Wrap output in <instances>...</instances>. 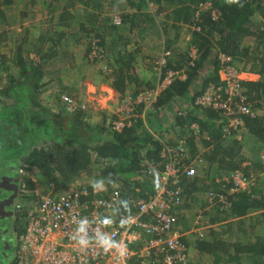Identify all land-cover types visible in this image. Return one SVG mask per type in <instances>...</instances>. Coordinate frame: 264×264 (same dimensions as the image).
Returning a JSON list of instances; mask_svg holds the SVG:
<instances>
[{
  "label": "trees",
  "instance_id": "16d2710c",
  "mask_svg": "<svg viewBox=\"0 0 264 264\" xmlns=\"http://www.w3.org/2000/svg\"><path fill=\"white\" fill-rule=\"evenodd\" d=\"M37 1L29 0L28 5L34 8ZM104 1L66 0L57 16L58 26L50 24L30 39L32 49L24 51L29 40L25 30L12 54L0 55V69L6 74L0 85V264L19 260L20 239L50 183L63 191L78 188L82 201L117 194L116 214L133 213L137 200L155 195L166 163L164 153L177 148L176 141L164 139L166 134L171 138L176 135L188 148L182 164L203 160L194 174L181 173V191L172 210L177 225L185 214H197L207 207L204 214L218 225L209 230L207 239L196 241L198 252L214 256L212 264H241L243 257L251 264H264V234L248 235L264 220V161H253L257 151L264 149V115L240 116V130L248 138L243 141L235 138L237 130L225 131L228 118L223 110L197 103L210 87L225 84V56L242 60L249 71L262 76L260 80H242L240 91L255 111L264 109V0H125L133 11L119 15L120 24L114 17H106L103 34L86 36L85 55L92 58L91 53L98 52L93 60L108 63L114 77L112 88L134 100L135 109L120 131L111 129V123L107 127L91 123L82 106L76 103L71 107L61 96L55 98L56 107L48 103L49 85L63 87V81L59 76L47 79V65L63 56L73 65L79 56L68 44L70 36L77 34L69 22L75 17L73 8L83 4V10L97 18L104 13L90 11L102 7ZM61 2L42 0L47 5L46 15L59 10ZM13 3L1 0L6 6ZM164 12L193 26L190 44L195 55L191 50L164 54L160 78L154 83L136 73L139 49L130 51L129 37ZM0 16L6 20L2 10ZM79 28L86 34L93 31L85 23ZM81 39L79 35L77 40ZM169 71L181 72L183 77L160 90L144 111L145 102L137 97L155 90ZM132 83L137 89L129 92ZM248 144H253V150L246 155ZM236 171L254 175V185L229 193ZM203 192H207L205 200L199 197ZM8 252L12 255L6 261Z\"/></svg>",
  "mask_w": 264,
  "mask_h": 264
},
{
  "label": "built area",
  "instance_id": "2783aa9c",
  "mask_svg": "<svg viewBox=\"0 0 264 264\" xmlns=\"http://www.w3.org/2000/svg\"><path fill=\"white\" fill-rule=\"evenodd\" d=\"M113 21L120 24V16H115ZM193 53L195 55V50ZM97 55L98 52L93 51L90 57ZM222 59L231 62L230 57ZM224 72L225 84L210 87L197 103L223 110L228 118L224 129L230 133L243 126L241 115L255 116L258 110L245 103L239 72L234 69ZM182 77L181 72L169 71L155 90L140 94L137 101L150 106L160 90ZM64 99L69 106H76L73 97ZM131 115L132 110L128 111L129 118ZM124 124L125 120L113 122L111 129L120 131ZM164 154L166 163L159 173L155 195L137 200L131 214H116L117 194L108 199L94 197L82 201L78 188L57 192L54 183H50L20 239L21 251L16 264H189L190 246L183 240L188 234L181 231L172 210L181 191L178 186L181 173L194 174L195 167L203 160L195 158L182 164L188 157V148L182 140L177 148H169ZM262 159L264 161V154ZM231 179L229 193L248 190L255 181L254 175L242 171L234 172ZM220 200H225L224 196H220ZM204 210H198L194 230L196 237L202 240L210 227Z\"/></svg>",
  "mask_w": 264,
  "mask_h": 264
},
{
  "label": "rangeland",
  "instance_id": "374dc122",
  "mask_svg": "<svg viewBox=\"0 0 264 264\" xmlns=\"http://www.w3.org/2000/svg\"><path fill=\"white\" fill-rule=\"evenodd\" d=\"M65 1L66 0H62L60 3L61 7L55 13L52 15H46L45 9L47 5H43L42 0L37 1L34 7L35 9L28 5L29 0H16V2L10 6L1 4L0 0V10H2L6 18V20H4L0 16V55H11L12 51L20 43L19 39H22L26 32L29 34V40L24 45V51L27 52L28 50L32 49L33 47L31 45L30 39H33L36 35L40 34V32L44 31L50 24H52V26H58L56 24L58 21L57 16L62 11V6H65ZM126 2L127 1L125 0H117L115 2L106 0L102 2V7H96L95 10L91 9L90 11L93 14L94 12L98 13L101 11L104 13V15H100V17L97 16V18H91V15H89L90 13L88 14L89 11L85 12L83 10V4H78L77 7L73 8L75 17L71 20L69 18L68 19L69 22H73V31L77 32V34L70 36V41L68 44L70 45L69 49H74V51H77L79 56L77 60H74L73 65L69 64L71 67L65 65L67 62H69L66 56L58 59V64H60L59 66L47 65L48 73L46 78L50 79L59 76L63 81V87H60L58 84L56 87L49 85V88H51L48 94V103L56 107L55 105L57 100L55 98H59L60 96L61 98H64L65 94H69L74 97L77 105L79 104L84 108L87 118L91 123H101L102 126L106 127L110 125V123L124 122V120L129 118L128 111H133V109H135L133 106V98H130L129 96L122 97L121 94L112 88L111 84L114 77L111 69L109 68L110 66H108L106 61H100L99 63H96L95 60L88 58L85 55L88 42V38L86 36H93L94 34L98 33L103 34V25L106 17L113 18L115 16L121 15L124 12L133 11V9L131 10L128 7ZM152 8L150 9L151 13L153 11ZM168 11H170V9ZM22 13H25L26 16L24 17ZM83 23H85L86 28L93 29V31L88 34L83 31L80 32L79 27L80 24ZM192 30L193 26L182 23L181 21H176L173 19V16L170 14V12H168V14L166 12L158 14L154 18V21H147L139 26L138 30H134L129 37L131 39V44L129 45V49H131L130 51L139 49L135 62L136 73L145 78V80L156 83L161 75V66L164 64L162 62L164 54H170L171 56V50L174 52L173 55L179 53L180 50L186 52L191 50V53L194 52V48L190 44ZM79 35L82 36L80 41L77 40ZM135 42H137V44ZM175 48H178L179 50H175ZM165 50L169 51L164 52ZM146 56H150V60H144L146 59ZM222 62L223 78L225 77L224 70L234 69L239 72L240 78L243 80L244 75L242 74V70L245 71L247 65L244 64L242 60L231 58V62H228L225 59H222ZM11 67L12 72L14 71L15 67H13V64ZM57 67L60 70L59 73L56 70ZM1 71L2 70L0 69V75L4 74ZM261 77L262 76H247L245 78H249L251 80H253V78L260 80ZM136 89V85L133 83L130 84L129 92H134ZM148 108L149 106L145 104L144 111H147ZM257 110L259 114H264V109ZM236 137L243 141L248 139L247 137L245 138L243 136V131H238L235 138ZM164 139H171L177 143L180 141L176 135L171 138L170 135L166 134ZM245 148V154L249 155L253 150V144H248ZM263 154L264 149L257 151V155L255 158H253V161H262ZM54 185H56L55 190L57 192H63V190H60L61 188H59L57 184ZM206 193L203 192L200 194V199L205 200L207 195ZM247 223L249 224L250 221ZM257 225L258 229L256 231H249L248 235L250 237H259L264 234V220L262 223H258ZM231 264H236V262ZM241 264H251V262L243 257Z\"/></svg>",
  "mask_w": 264,
  "mask_h": 264
},
{
  "label": "crops",
  "instance_id": "0c3cea01",
  "mask_svg": "<svg viewBox=\"0 0 264 264\" xmlns=\"http://www.w3.org/2000/svg\"><path fill=\"white\" fill-rule=\"evenodd\" d=\"M15 2H16V0H14V3ZM77 59H78V57H76V60ZM58 63H59V60L57 59V60L51 61L48 65L49 66H56V65L59 66L60 64H58ZM65 65L68 66V67L70 66L69 63H67ZM56 70L59 73L60 70L58 69V67H57ZM1 72L4 73V74L0 75V84L5 83V80H6L5 72H3V71H1ZM242 74L244 75L243 80H251L249 78L248 79L245 78L247 76H249V77H253V76L258 77V76H260L257 73H253V72L249 71L248 68H246L245 71L242 70ZM253 80H256V79L253 78ZM258 115H264V114H259L258 113ZM242 130H237V131H241L242 132ZM206 219L208 220V224L210 225V227L208 228V232L213 226L218 225V223H212V221L210 220V217H208ZM195 221H196V214L191 212V213H187L183 217H181L180 224H179L181 231L188 234V235H186V240L188 241V244L190 246V263L212 264L213 263L212 260H214V256H212L210 254H206V253L205 254L204 253L203 254L199 253L198 250L196 249V246H195L196 245V241L202 240V239L197 238L196 237L197 233H194V230L196 228ZM207 237H208V233H207ZM207 237L205 239H207ZM205 239H203V240H205ZM7 254L8 255H6L5 258H4L6 261H7V259L9 258V256L12 253L8 252Z\"/></svg>",
  "mask_w": 264,
  "mask_h": 264
},
{
  "label": "clouds",
  "instance_id": "9594fccd",
  "mask_svg": "<svg viewBox=\"0 0 264 264\" xmlns=\"http://www.w3.org/2000/svg\"><path fill=\"white\" fill-rule=\"evenodd\" d=\"M81 231H82V229H81ZM81 243H84V241H81Z\"/></svg>",
  "mask_w": 264,
  "mask_h": 264
}]
</instances>
